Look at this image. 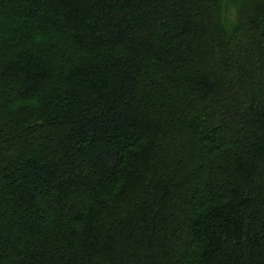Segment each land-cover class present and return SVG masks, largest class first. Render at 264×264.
<instances>
[{"label":"trees","instance_id":"16d2710c","mask_svg":"<svg viewBox=\"0 0 264 264\" xmlns=\"http://www.w3.org/2000/svg\"><path fill=\"white\" fill-rule=\"evenodd\" d=\"M0 264H264V0H0Z\"/></svg>","mask_w":264,"mask_h":264}]
</instances>
